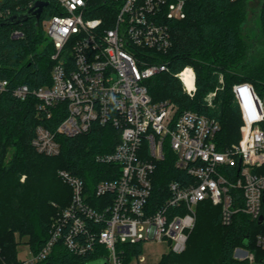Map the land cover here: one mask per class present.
Returning a JSON list of instances; mask_svg holds the SVG:
<instances>
[{
	"label": "built area",
	"instance_id": "2783aa9c",
	"mask_svg": "<svg viewBox=\"0 0 264 264\" xmlns=\"http://www.w3.org/2000/svg\"><path fill=\"white\" fill-rule=\"evenodd\" d=\"M44 1L48 8L51 0ZM52 1L55 12L43 21L54 44L51 83L34 89L18 84L13 93L20 99L33 93L39 119H53L55 110L63 118L53 128L38 124L32 145L57 155L58 135L84 134L96 123L113 126L120 139L113 150L97 154L98 162L112 166L93 189L80 176L59 171L72 196L52 217L45 243L16 263L7 262L0 250V264L39 263L57 246L107 264H161L147 261L143 242L166 240L171 251H185L197 205L206 199L221 206L224 225L238 213L256 221L261 229L255 243L264 249V100L254 85L233 87L242 137L224 150L215 140L217 119L194 110L178 113L176 103L153 101L150 93L148 81L169 70L163 56L173 44L170 21L186 17L189 0ZM13 35L23 32L16 29ZM176 76L193 97L194 68L188 65ZM7 85L0 80V91ZM215 95L208 94L209 104ZM169 153L185 175L171 180L168 195L152 203L157 164ZM239 250L241 258L254 259L249 248Z\"/></svg>",
	"mask_w": 264,
	"mask_h": 264
},
{
	"label": "trees",
	"instance_id": "16d2710c",
	"mask_svg": "<svg viewBox=\"0 0 264 264\" xmlns=\"http://www.w3.org/2000/svg\"><path fill=\"white\" fill-rule=\"evenodd\" d=\"M36 1L0 0V12L4 14L0 20L27 11ZM53 5L51 0L39 23L30 18L0 28V80H8L7 87L0 91V250L9 263L19 261L17 249L20 241L15 233L28 236L27 242L36 252L48 237L52 217L59 207L71 200V187L64 182L59 171L65 169L80 176L88 189H93L98 181L108 177L112 166L98 162L97 154L113 150L120 139L119 131L113 126L96 123L90 132L84 134L58 135L61 151L57 155L40 153L32 145L38 124L53 128L63 116L55 110L53 119H39L35 95L31 93L26 99H20L14 95L13 88L27 83L34 89L51 83L54 44L46 35L43 21L55 12ZM186 11L185 18L170 21L173 44L163 56V60L169 62V70L148 81L150 93L153 101L176 103L178 113L194 110L217 119L220 129L215 140L218 148L224 150L242 137L243 118L233 92L234 85L250 82L264 100V0L259 7L261 32L253 43L247 41L243 32L249 16V0H189ZM16 29L23 35L14 36ZM188 65L196 73L193 97L187 94L176 76ZM221 76L223 81H220ZM211 91H216V95L209 104L207 97ZM10 146L14 148L13 157L5 164ZM22 175H25L24 181ZM184 175L175 167L171 153L159 161L153 178L152 203L165 198L169 182L180 180ZM221 214L220 205L210 199L200 201L196 225L182 256L176 260L166 256L161 264H250L248 258L235 257L236 248L244 246L247 236L248 248L256 259L263 262L264 249L255 243L260 225L243 213H238L230 225H224ZM210 230L217 231L221 243L215 262L205 234ZM89 262H92L90 257L78 256L57 246L45 260L35 264Z\"/></svg>",
	"mask_w": 264,
	"mask_h": 264
},
{
	"label": "rangeland",
	"instance_id": "374dc122",
	"mask_svg": "<svg viewBox=\"0 0 264 264\" xmlns=\"http://www.w3.org/2000/svg\"><path fill=\"white\" fill-rule=\"evenodd\" d=\"M261 2L262 0H249L248 21L243 26L244 35L247 41H249V43H253L254 39H258L257 36L261 32V24L259 22V7ZM13 153H14V148L10 146L8 148V153L4 162L5 164H8L10 162L11 158L13 157ZM24 179H25V175H22L21 180L24 181ZM55 204L57 203H54V205ZM205 234L208 238V242H210L209 247L211 249V252H213V256H214L213 261L215 262L216 259L219 257L218 252L221 244L219 234L215 230L212 231L210 230ZM15 235H16V239H19L20 241L17 249L18 259L21 260L27 258L28 256H30V251L32 250L30 244L27 242L29 237L21 236L18 232H16ZM239 248L241 247L239 246L235 250V257L238 259H243L240 256L241 250H239ZM142 253L146 256L147 261L149 263H161L162 256L164 254H166L167 256H171L173 260L179 259L182 256L181 253L171 251L170 244L168 241L157 240V239L143 242ZM249 260H250V264H264L260 260L256 259L255 255L253 260H251L250 258Z\"/></svg>",
	"mask_w": 264,
	"mask_h": 264
},
{
	"label": "water",
	"instance_id": "95a60500",
	"mask_svg": "<svg viewBox=\"0 0 264 264\" xmlns=\"http://www.w3.org/2000/svg\"><path fill=\"white\" fill-rule=\"evenodd\" d=\"M47 5H49L48 1H44V0H37L34 5L29 8L27 11L25 12H21V13H16L13 14L11 16H9L6 19L0 20V28L4 25H10V24H18L21 22H25L27 20H29L30 18H35L36 22L39 23L44 7H46ZM263 220V216L260 217V222H262ZM249 237L247 236L244 240V246L245 248H248L250 242H249ZM88 264H107L105 260L100 259V260H95L92 262H89Z\"/></svg>",
	"mask_w": 264,
	"mask_h": 264
}]
</instances>
